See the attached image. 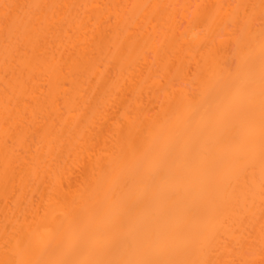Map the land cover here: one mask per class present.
I'll return each mask as SVG.
<instances>
[{
  "label": "bare ground",
  "instance_id": "6f19581e",
  "mask_svg": "<svg viewBox=\"0 0 264 264\" xmlns=\"http://www.w3.org/2000/svg\"><path fill=\"white\" fill-rule=\"evenodd\" d=\"M188 1L0 0V264L263 259L264 22Z\"/></svg>",
  "mask_w": 264,
  "mask_h": 264
},
{
  "label": "rangeland",
  "instance_id": "374dc122",
  "mask_svg": "<svg viewBox=\"0 0 264 264\" xmlns=\"http://www.w3.org/2000/svg\"><path fill=\"white\" fill-rule=\"evenodd\" d=\"M185 1V0H184ZM183 0H178V5H177V7H181V8H184L185 9V7L184 6H182V5H180L181 3H183L184 2ZM204 1H207V0H192L191 2H189L190 4H191V7L189 6V8L188 9H190V12L188 13V9L187 10H185V11H187V13H188V15H187V17H183V12H184V10H181V12H179L178 14H177V16H178V18H177V21H178V23H180L179 25H181V29L184 31V33L186 32L187 33V37L189 36V39H192V40H194L195 38H199L200 36H203V34H200L202 31L204 32V30L203 29H205V28H203L204 26L202 25V24H200L199 22H196V23H194V17H192V11H193V13L194 12H197L200 8H201V6H203L202 4L204 3L205 4V2ZM208 1H210V0H208ZM225 1H227V0H224V1H222V2H225ZM239 0H230V3H231V6L233 5V7H231V6H229L230 8H231V10L230 11H232V12H235L236 11V6L238 7L239 6V2H238ZM250 2V4L252 3V1L251 0H246V4L245 5H248V3ZM124 3V2H123ZM133 3H134V0H126V3L124 4V7H125V9L127 10V9H130L132 6H133ZM200 3V4H199ZM226 3H228V2H226ZM189 4V5H190ZM194 4V5H193ZM198 4V5H197ZM208 4V3H207ZM249 4V5H250ZM180 5V6H179ZM186 5H187V3H186ZM226 5V4H225ZM248 5V6H249ZM252 5V4H251ZM227 6H228V4H227ZM235 6V7H234ZM246 7V6H244V10H246L247 12V15H251L252 16V18L255 20V21H253V24H254V27H258V25H261L263 22H264V17H263V15H261V14H258V15H261V16H259L258 17V15L256 14V15H254L253 14V12H252V8L254 7V2H253V7H251L250 6V8L249 7ZM210 6H209V4L206 6V5H204L203 6V8H208V9H210L209 8ZM228 7V8H229ZM180 8V9H181ZM202 9V8H201ZM249 9V10H248ZM197 10V11H196ZM240 11L241 12V14L243 13V12H245V11ZM180 11V10H179ZM254 11V10H253ZM239 12V13H240ZM183 13V14H182ZM186 13V14H187ZM198 13V12H197ZM238 13V14H239ZM245 13V14H246ZM179 14L181 15V16H179ZM195 14V13H194ZM237 14V15H238ZM240 14V15H241ZM263 14V13H262ZM189 16V17H188ZM195 16V15H194ZM196 16H197V14H196ZM237 17V16H236ZM184 18V19H183ZM189 18V19H188ZM197 18H198V16H197ZM188 19V20H187ZM193 19V20H192ZM195 19H196V17H195ZM237 19V18H236ZM236 19H231V20H229L228 22L230 23H226L228 26L227 27H225L226 29H224L225 31H224V33L222 32L223 30L221 29V31H220V39H225L226 40V42H227V44H226V46H225V50L224 49H222V51H223V53H224V55L226 54V58L223 60V63H225V64H228V66H233V64L232 63H234L235 62V59H234V51H232L235 47H233L234 45V39L236 38V36L238 37V35H240L241 34V31H242V27H243V25L244 24H242L243 23V20L245 19V16L243 15V17H241V18H238L237 20ZM242 19V20H241ZM181 20V21H180ZM191 20V21H190ZM236 20V21H235ZM237 21H239V22H237ZM154 23H155V21H154ZM157 23V22H156ZM260 23V24H259ZM198 24H200V25H198ZM203 26V27H202ZM160 29V28H159ZM228 29V30H227ZM160 32L159 33H161L162 31L164 32V31H166V29H162V30H159ZM182 31V32H183ZM226 31H229L230 33L228 34V33H225ZM239 31V32H238ZM202 32V33H203ZM158 33V34H159ZM188 33H189V35H188ZM205 33V32H204ZM196 34V35H195ZM197 34H200V36L199 35H197ZM224 34V35H223ZM162 34H160V38L162 37L161 36ZM185 35V34H184ZM196 37H195V36ZM227 35H229L228 37H227ZM193 37H195V38H193ZM188 39V38H187ZM192 40H190V41H192ZM163 42V45H165V42H164V37H162L161 39H156V43L158 44V45H160L159 44V42ZM225 42V43H226ZM219 46V45H218ZM203 48V47H202ZM220 48H223V47H221L220 46ZM201 49V48H200ZM219 49V47L217 48V50ZM204 50V49H203ZM221 50V49H220ZM220 50H218L219 51V53L221 54V52L222 51H220ZM149 52V51H148ZM148 52H146V56L149 58V56H150V58L152 59V62L151 63H153L154 62V54L152 53V51H150L151 53H148ZM152 54H153V56H152ZM223 55V56H224ZM150 58H149V60H150ZM225 61V62H224ZM234 61V62H233ZM192 65H194V64H192ZM191 64H190V66L189 67H192V69H190V70H188L189 71V73L191 74V75H189L190 77H188V78H190V80L189 79H178V78H174V79H170V78H167L165 75V77H163L162 76V73L159 71L160 69H159V67H158V69H155V68H157V67H155L156 65H154V67H153V71H155V74H157V75H155L154 76V78L156 79L157 77L158 78H161V77H163V79L165 78L166 80H168V82H172V83H174L173 85H176V86H180V84H181V86L182 87H186L188 90L189 89H191V91H192V93H191V95H195L194 93H197L198 92V90H196V89H198V85L196 86L195 85V80H194V73H195V65H194V67L192 66ZM234 65H235V63H234ZM227 66V67H228ZM188 67V68H189ZM187 72V71H186ZM160 73V74H159ZM188 73V72H187ZM174 74H175V72H174ZM173 76V75H172ZM172 76H170V77H172ZM158 80V79H157ZM156 80V81H157ZM161 80V82L163 81V82H165L164 80H162V79H160ZM160 80H158L157 82H160ZM189 80V81H188ZM177 83H179V84H177ZM191 81L193 82V83H191ZM160 82V83H161ZM195 82V83H194ZM165 84H166V82H165ZM183 84V85H182ZM194 84V85H193ZM197 84V83H196ZM68 86V87H67ZM66 87L67 88H70V84L68 83V85L66 84ZM152 88V87H151ZM154 89H156L155 87H153ZM177 88V87H176ZM196 90V91H195ZM156 93L158 92V90H154ZM190 91V92H191ZM161 92V91H160ZM158 95H159V97H160V93L158 92ZM162 95V94H161ZM161 98V97H160ZM159 100V99H158ZM154 103V105H155V101L153 102ZM153 103H152V106H153ZM157 103H158V101H157ZM158 106V105H157ZM153 108H155L154 106H153ZM114 109V108H113ZM157 109V108H156ZM153 111H155V109H152ZM152 111V112H153ZM115 112V114H117L116 112H121L120 110H112L111 109V113H109L110 115L112 114L113 115V113ZM151 112V113H152ZM108 114V115H109ZM119 114V113H118ZM117 114V115H118ZM111 115V116H112ZM114 116H116V115H114ZM113 118V117H112ZM112 118H110V116H109V118L108 119H112ZM118 119V116H116V117H114L113 118V120L111 121V122H113V121H116ZM106 124V123H105ZM107 124H109V123H107ZM108 126V125H107ZM80 173V172H79ZM76 174V173H75ZM74 174V175H75ZM78 176V175H77ZM80 176V175H79ZM76 177V176H75ZM80 178V177H79ZM78 180V179H77ZM36 198V197H35ZM262 256L263 255H261L259 258H262ZM251 257V256H250ZM252 257H254V256H252ZM258 261H260V262H258V263H256V264H264V256H263V259L261 260V259H259Z\"/></svg>",
  "mask_w": 264,
  "mask_h": 264
},
{
  "label": "snow or ice",
  "instance_id": "6c2138e0",
  "mask_svg": "<svg viewBox=\"0 0 264 264\" xmlns=\"http://www.w3.org/2000/svg\"><path fill=\"white\" fill-rule=\"evenodd\" d=\"M6 7H9V6H6Z\"/></svg>",
  "mask_w": 264,
  "mask_h": 264
}]
</instances>
